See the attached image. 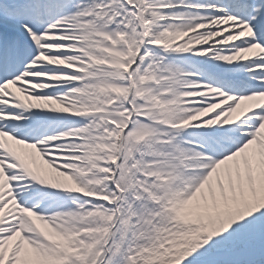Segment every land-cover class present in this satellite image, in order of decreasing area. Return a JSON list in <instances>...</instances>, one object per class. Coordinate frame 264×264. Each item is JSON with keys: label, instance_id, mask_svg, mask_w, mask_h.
Segmentation results:
<instances>
[{"label": "snow or ice", "instance_id": "6c2138e0", "mask_svg": "<svg viewBox=\"0 0 264 264\" xmlns=\"http://www.w3.org/2000/svg\"><path fill=\"white\" fill-rule=\"evenodd\" d=\"M0 264H264V0H0Z\"/></svg>", "mask_w": 264, "mask_h": 264}]
</instances>
